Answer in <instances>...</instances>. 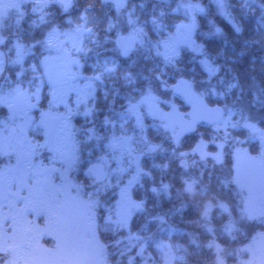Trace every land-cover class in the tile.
Here are the masks:
<instances>
[{"label":"trees","instance_id":"16d2710c","mask_svg":"<svg viewBox=\"0 0 264 264\" xmlns=\"http://www.w3.org/2000/svg\"><path fill=\"white\" fill-rule=\"evenodd\" d=\"M12 4L0 3V94L21 97L31 107L28 134L38 144L39 164L56 168L55 182L66 189L70 184L71 200L89 204L95 238L106 248L101 264H245L241 248L254 231L264 230V217L246 214L230 158L239 147L264 156V0ZM181 25L190 36L166 53ZM124 34L137 41L126 56L117 44ZM59 35L84 39V51L68 55L79 93L71 90L62 100L43 63L68 50L57 45ZM178 79L224 115L214 126H198L175 148L173 111H187L170 89ZM158 82L166 85L164 100ZM148 97L159 98L172 127L144 115L140 103ZM43 113L62 119L52 138L59 139L57 148L44 144ZM9 114L0 105L1 134L12 124ZM199 139L210 151L225 144L221 165L198 159L193 146ZM15 157L0 156V175L25 160ZM135 158L138 165L130 162ZM124 191L134 204L119 225L116 200Z\"/></svg>","mask_w":264,"mask_h":264},{"label":"rangeland","instance_id":"374dc122","mask_svg":"<svg viewBox=\"0 0 264 264\" xmlns=\"http://www.w3.org/2000/svg\"><path fill=\"white\" fill-rule=\"evenodd\" d=\"M0 3L4 6L13 5L12 0H0ZM189 36L190 28L179 26L177 38L166 46V53L176 52L179 44L176 41L186 43ZM55 39L61 48H67L68 45V50H62L57 58L43 63L49 81L55 87V97L62 100L71 90L79 93L78 88L72 84L75 76L70 73L72 59L68 55L73 50L84 51V47L78 36L59 35ZM81 40L84 41L83 38ZM165 89L164 83H157V90L164 93L163 100L168 98ZM6 96L0 94V105L8 106V120L12 124L8 123L9 130L5 134L0 133V156L8 158L16 155L15 161L19 158L25 160L0 175V179L8 182L7 201L0 203V264H36V249L41 246L52 247L59 255L61 264H101L106 248L101 249L95 238L96 230L89 204L71 200L73 195L70 194V184L66 189L55 182L56 168L39 164L38 144L31 142L28 134L31 126L29 118H32L28 110L31 107L21 97L11 100ZM158 97H148L140 103L145 106L144 115L158 118L167 127H172L168 112L157 105ZM137 102L138 100L132 102L133 107ZM22 117L24 120L21 121ZM44 117L58 119L59 130L62 129V119L43 113L41 121ZM223 128L221 126L215 130L221 131ZM45 138V145L59 147V139ZM231 155L233 183L243 195L246 214L251 218L264 217V156L255 157L242 147L233 148ZM130 162L138 163L136 158ZM134 169L137 173L138 167ZM92 173L96 174V171ZM60 176L61 172L58 171V177ZM116 201L118 205L115 215L117 223L121 225L128 220L134 203L127 191L119 193ZM112 226L111 229L118 225ZM46 240L50 245H45ZM249 241L241 248L242 252L248 254L245 264H264V230L254 231ZM3 257L6 260L1 262Z\"/></svg>","mask_w":264,"mask_h":264},{"label":"water","instance_id":"95a60500","mask_svg":"<svg viewBox=\"0 0 264 264\" xmlns=\"http://www.w3.org/2000/svg\"><path fill=\"white\" fill-rule=\"evenodd\" d=\"M118 45L122 54L125 55L134 51L136 41L131 35H122L118 39ZM170 88L173 95L180 98L187 107L185 112L177 109L173 111V118L177 125V131L172 137L175 148L183 138L192 135L198 126L211 127L222 120L224 109L221 106L208 105L203 98L191 91V85L187 80L178 79ZM42 123L46 137H54L58 131L56 120L52 117H44ZM208 146L206 140L199 139L193 146V152L202 161L208 159L218 166L221 165L225 144L223 142L216 143L215 151L208 150ZM7 188L8 182L5 179H0V203L7 201ZM36 264H61V260L53 248L41 246L36 249Z\"/></svg>","mask_w":264,"mask_h":264},{"label":"flooded vegetation","instance_id":"af4514ba","mask_svg":"<svg viewBox=\"0 0 264 264\" xmlns=\"http://www.w3.org/2000/svg\"><path fill=\"white\" fill-rule=\"evenodd\" d=\"M82 38H79V42H80V44H83L84 43V41L82 42V40H81ZM84 40V39H83ZM180 41V40H179ZM179 41H176V43H178ZM121 52H122V50H121ZM123 55V54H122ZM123 56H126V54L125 55H123ZM137 116V115H136ZM57 122H58V119H57ZM8 194V193H7ZM243 204H244V202H243ZM133 207V205L131 206V208ZM127 210H129V209H127ZM245 210V209H244ZM127 220V219H126Z\"/></svg>","mask_w":264,"mask_h":264}]
</instances>
